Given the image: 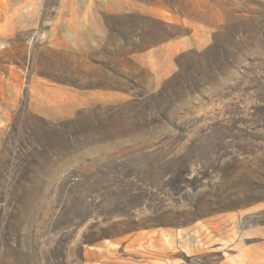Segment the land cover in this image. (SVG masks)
<instances>
[{
    "label": "rangeland",
    "instance_id": "obj_1",
    "mask_svg": "<svg viewBox=\"0 0 264 264\" xmlns=\"http://www.w3.org/2000/svg\"><path fill=\"white\" fill-rule=\"evenodd\" d=\"M186 51L201 74L199 91L179 100L187 122L250 119L264 0H0V264H84V244L264 205V177L212 182L198 163L169 182L164 162L182 134L153 124L147 96ZM251 126L233 131L223 160L205 149L203 164L230 168L238 157L264 172V129ZM158 139L166 145L149 147ZM246 219L264 223V207ZM219 245L174 264H218Z\"/></svg>",
    "mask_w": 264,
    "mask_h": 264
},
{
    "label": "crops",
    "instance_id": "obj_2",
    "mask_svg": "<svg viewBox=\"0 0 264 264\" xmlns=\"http://www.w3.org/2000/svg\"><path fill=\"white\" fill-rule=\"evenodd\" d=\"M264 205L237 212L225 211L185 227L155 222L140 226L122 236L83 245L84 264H174L189 255H198L204 244L219 243L218 264H264V223L248 221ZM249 222V223H247ZM208 229H218L212 235ZM230 254V248L240 247ZM174 252V254H172ZM231 255V256H230ZM243 255V259L239 258Z\"/></svg>",
    "mask_w": 264,
    "mask_h": 264
},
{
    "label": "trees",
    "instance_id": "obj_3",
    "mask_svg": "<svg viewBox=\"0 0 264 264\" xmlns=\"http://www.w3.org/2000/svg\"><path fill=\"white\" fill-rule=\"evenodd\" d=\"M189 54H191L190 51L181 53L180 59L188 58L185 65L179 64V69L166 79L158 90L149 93L147 96L148 101L151 103L149 108L155 114L153 124L167 126L168 131L166 136L168 138L175 136V132L182 134L179 137V143L177 144V148L175 147V151L181 149L184 153L178 155L175 151H172V154L168 155L164 162V165L171 166V168L167 169H174L172 173L173 178L169 182H181L186 175L192 172V165H197L198 163L202 164V170L198 172L200 174L202 172V175L207 173L206 177L212 179V182H229L230 180L232 182H260V179L264 177V172L260 170H253L252 173L246 172L244 161L238 157L234 158L235 163L230 168H223L210 163L203 164L205 161L201 160V153L205 149H208L212 151L213 155H218L217 161L222 158L224 159L230 155L228 148H232L230 146V139L233 137V131L242 130L247 123L252 124L250 128L253 130L254 128L257 131L264 129V78L261 92H256L255 87L250 88L251 92L249 93L258 102V104L248 110L247 114L250 116V119H248V116L247 119L238 116H236L238 119L233 118V113L227 112L221 119L210 120L203 129V127L199 126L200 120L196 123L187 122L185 114L180 111L178 112L179 100L187 98L189 94L192 95L200 89L197 83L200 80L201 74L194 68L195 64L188 62L190 59L193 62L197 61L196 57L198 54ZM216 72L220 73V69L216 68ZM169 114H173L172 119H169ZM255 120H260V124H255ZM229 121L233 122V126L231 123H228ZM257 137L252 136L256 141L262 139L261 136L257 135ZM205 140H207L206 143ZM165 141V139L155 140L149 147L156 149L165 146L167 143ZM255 146L257 147L258 145ZM240 151V156L242 157L254 155L253 152L242 149ZM191 153L193 155L195 153L197 156H192ZM197 157H199V160H197ZM254 164L258 165L259 162Z\"/></svg>",
    "mask_w": 264,
    "mask_h": 264
}]
</instances>
